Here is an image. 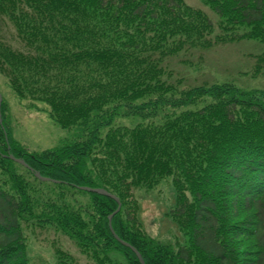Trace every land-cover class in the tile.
Wrapping results in <instances>:
<instances>
[{"label": "trees", "instance_id": "1", "mask_svg": "<svg viewBox=\"0 0 264 264\" xmlns=\"http://www.w3.org/2000/svg\"><path fill=\"white\" fill-rule=\"evenodd\" d=\"M200 1L219 33L184 0H0L24 46L0 40V75L19 101L46 104L80 134L31 152L13 138L3 97L0 264H28L23 224L63 234L90 264H140L110 230L117 203L81 187L120 199L112 227L146 264H264V91L192 85L173 66L191 51L264 45V0ZM253 74L264 77V54ZM10 154L60 183L39 181ZM167 179L177 195L170 220L188 239L177 249L144 231L135 197ZM56 260L77 264L62 249Z\"/></svg>", "mask_w": 264, "mask_h": 264}, {"label": "rangeland", "instance_id": "2", "mask_svg": "<svg viewBox=\"0 0 264 264\" xmlns=\"http://www.w3.org/2000/svg\"><path fill=\"white\" fill-rule=\"evenodd\" d=\"M184 1L188 6L204 11L216 26L217 33L220 32L218 30L220 19L202 1ZM0 40L6 41L14 48L24 49L17 40L12 25L1 17ZM261 54H264L263 44L254 41H238L215 46L208 51H191L187 56L177 58L173 66L176 68L175 72L185 76L187 83L192 85L228 82L244 89L264 91V77H254L253 74L255 57ZM0 91L8 104L6 122L12 131L13 138L29 151L39 152L60 148L77 140L80 136L79 133L77 135V131L65 130L56 124L49 117V108L46 104L27 100L19 101L13 94L7 79L2 75H0ZM121 123L130 125L132 119L122 120ZM17 172L21 174L23 170L18 168ZM0 180H5V177L0 175ZM135 197L140 205V222L148 235L175 249L188 244L187 237L170 220V213L176 205L177 197L171 179L162 181L153 190L136 191ZM22 230L28 264H57L56 253L61 249L72 254L77 264H90L87 258L80 254L78 247L63 234L52 229H40L26 224H23ZM194 259L196 263L197 259Z\"/></svg>", "mask_w": 264, "mask_h": 264}, {"label": "water", "instance_id": "3", "mask_svg": "<svg viewBox=\"0 0 264 264\" xmlns=\"http://www.w3.org/2000/svg\"><path fill=\"white\" fill-rule=\"evenodd\" d=\"M2 102H3V97L0 93V123L2 124V114H1V107H2ZM9 159H11L12 161L22 165L23 167L29 169L31 172H33L36 176L37 179H39L40 181L42 182H53V183H60L58 181H55V180H52L50 178H46V177H43L39 172H35L24 160L22 159H18L16 158L15 156L11 155V156H8ZM80 190L84 191V192H88V193H93V194H98L100 196H104V197H108L110 199H113L117 202L118 204V209L115 213H113L110 217H109V223H110V229H111V232L112 234L114 235L115 239L121 243L123 246L127 247V248H130L134 253L135 255L137 256L140 264H145V261L142 257V255L138 252V250L136 248H134L133 246H131L129 243L123 241L116 233L115 231L113 230L112 228V220L114 218L115 215H117L120 210H121V202L120 200L113 194L109 193L108 191H106L105 189H101V188H98V189H94V188H89V187H81Z\"/></svg>", "mask_w": 264, "mask_h": 264}, {"label": "bare ground", "instance_id": "4", "mask_svg": "<svg viewBox=\"0 0 264 264\" xmlns=\"http://www.w3.org/2000/svg\"><path fill=\"white\" fill-rule=\"evenodd\" d=\"M113 228V227H112ZM111 230V229H110ZM114 230V229H113ZM130 244V243H129ZM131 245V244H130ZM132 246V245H131ZM134 247V246H133ZM135 248V247H134ZM130 249V248H129ZM131 250V249H130ZM132 251V250H131ZM133 252V251H132ZM134 253V252H133ZM135 254V253H134Z\"/></svg>", "mask_w": 264, "mask_h": 264}]
</instances>
